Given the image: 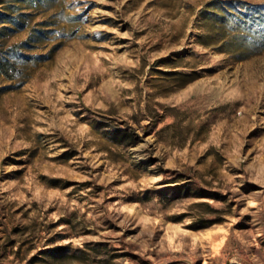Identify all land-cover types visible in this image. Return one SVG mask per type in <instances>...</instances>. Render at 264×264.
Wrapping results in <instances>:
<instances>
[{"label":"rangeland","instance_id":"1","mask_svg":"<svg viewBox=\"0 0 264 264\" xmlns=\"http://www.w3.org/2000/svg\"><path fill=\"white\" fill-rule=\"evenodd\" d=\"M0 264H264V0H0Z\"/></svg>","mask_w":264,"mask_h":264}]
</instances>
